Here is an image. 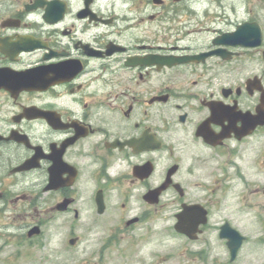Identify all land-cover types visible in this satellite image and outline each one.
<instances>
[{
	"label": "flooded vegetation",
	"instance_id": "obj_1",
	"mask_svg": "<svg viewBox=\"0 0 264 264\" xmlns=\"http://www.w3.org/2000/svg\"><path fill=\"white\" fill-rule=\"evenodd\" d=\"M0 264H264V0H0Z\"/></svg>",
	"mask_w": 264,
	"mask_h": 264
},
{
	"label": "rangeland",
	"instance_id": "obj_2",
	"mask_svg": "<svg viewBox=\"0 0 264 264\" xmlns=\"http://www.w3.org/2000/svg\"><path fill=\"white\" fill-rule=\"evenodd\" d=\"M66 232H67V229L60 228V229H51L49 233L51 234V237L58 238V237H62L63 235H65Z\"/></svg>",
	"mask_w": 264,
	"mask_h": 264
}]
</instances>
